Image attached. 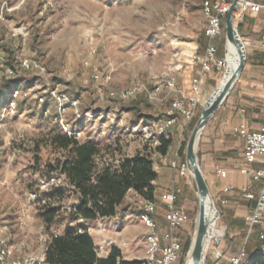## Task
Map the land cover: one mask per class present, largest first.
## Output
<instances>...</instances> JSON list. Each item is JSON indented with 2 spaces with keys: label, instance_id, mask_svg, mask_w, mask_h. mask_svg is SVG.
Listing matches in <instances>:
<instances>
[{
  "label": "rangeland",
  "instance_id": "1",
  "mask_svg": "<svg viewBox=\"0 0 264 264\" xmlns=\"http://www.w3.org/2000/svg\"><path fill=\"white\" fill-rule=\"evenodd\" d=\"M205 1L0 0V228L13 226L4 236L16 248L12 233L17 234L21 240L18 255L27 252L41 255L44 244L49 242L43 204L64 210L78 202L73 190L62 197L44 194L42 181L62 174L50 173L42 167L43 161L38 163L33 147L47 133H66L65 125L76 132L77 138L95 139L108 147L102 153L105 162L138 151L152 152L155 169L156 165L162 166L166 174H171V182L179 180L176 185L197 206L195 219L189 226L193 242L199 213L197 187L189 171L181 175L179 169L171 166L177 153L180 161V148L190 137L184 133V119L178 115L177 121L168 127L167 135L173 145L167 155L154 151L158 143L145 132L146 126L153 133L157 123L168 122L171 104L178 97L176 91L164 89L160 100H150L144 93H140L144 97L122 100L112 97L111 92H120L138 81L148 83L152 89L154 82L167 73L177 76L186 59L176 57L173 46L190 38L195 31H205ZM240 20L238 13L236 26ZM217 43L220 48V40ZM25 61L32 66L30 69L23 66ZM177 63L180 67L176 71ZM8 68H14L16 75L6 76ZM224 70L226 65L214 71L217 84L205 85L196 113L221 82ZM7 78L13 81L3 88ZM16 89L21 93L13 114L9 111V100ZM42 156L45 160L55 158L47 149H43ZM31 193H37L38 197L32 198ZM214 198L220 212L218 226L224 228V234L219 244H212L205 252V258L212 263L221 252L218 264H228L243 246L245 229L241 235H232L224 218L226 207ZM80 219L74 222L66 219L52 231L62 234L68 227L88 223ZM138 219L136 202L129 199L125 208L112 218L113 229L130 257L142 256L148 245L147 232L140 237L133 234ZM20 220L29 226L18 227ZM256 242L254 237L252 245Z\"/></svg>",
  "mask_w": 264,
  "mask_h": 264
},
{
  "label": "trees",
  "instance_id": "2",
  "mask_svg": "<svg viewBox=\"0 0 264 264\" xmlns=\"http://www.w3.org/2000/svg\"><path fill=\"white\" fill-rule=\"evenodd\" d=\"M247 12H245L244 16ZM226 14L221 16L222 35L220 36L219 54L224 57ZM239 28V26H238ZM225 71V70H224ZM224 73V72H223ZM223 75V74H222ZM222 77V76H221ZM13 79H6L2 83L3 88L11 85ZM216 85V78L212 80ZM143 96L138 94L137 97ZM144 97V96H143ZM138 106H135L137 109ZM201 110H199L190 123L185 127L184 133L188 137L193 131ZM173 145V140L168 135L160 138L155 147V152L167 155ZM34 149L38 163L43 161V166L50 173L59 171L65 175L66 184L62 187L44 193L48 196H60L68 190H73L77 195L78 202L71 208H53L48 203L43 204V219L46 223L47 232H50L49 242L46 248L47 264H143V260H126L122 251L114 246L108 256L100 257L93 237L89 233L86 223H78L75 227H68L64 233L55 234L52 231L60 222L66 219L74 222L79 218L93 221L106 217L115 216L121 209L125 208L127 196L131 191L141 194L147 199L157 198L156 181L159 173L154 167L152 152L138 151L132 156H125L122 159H114L112 162L103 161V152L108 148L101 145L95 139H79L75 135L63 132H51L34 142ZM187 140L180 148V165H187L186 161ZM43 149H47L55 158L50 157L45 160L42 156ZM201 157V155H200ZM100 159L101 162H98ZM161 196V194H160ZM181 196V194H180ZM160 198V197H159ZM184 206H177L187 212L191 221L186 226L177 229L176 233L181 240V257L178 264H185L188 255L192 236L189 226L195 219L197 206L194 201L183 195ZM245 199V198H244ZM244 204L251 212L256 200H244ZM166 212V209H163ZM155 216V215H154ZM245 239L247 237V221L245 217ZM161 227V226H160ZM79 229L83 231L80 232ZM257 237L256 244L252 245V240ZM263 241L258 232H255L249 239L246 251L247 261L264 264V252L261 251Z\"/></svg>",
  "mask_w": 264,
  "mask_h": 264
},
{
  "label": "built area",
  "instance_id": "3",
  "mask_svg": "<svg viewBox=\"0 0 264 264\" xmlns=\"http://www.w3.org/2000/svg\"><path fill=\"white\" fill-rule=\"evenodd\" d=\"M232 1L233 0H217L215 3L211 0L205 1L204 11L207 17L205 35L207 38V45L203 53H195L193 56L194 66L198 70L192 80L193 96L190 98H175L171 104L168 122L164 124H161V122L157 123L155 132L149 133L150 127H145L147 136L150 134L152 138L155 139L156 143H159L161 137L167 135L168 127L177 121L178 115L183 117L184 127L190 123L196 115L198 106L201 104V98L208 80V75L215 70H221L226 65V59L220 58L219 56L217 41L222 35L221 16L227 14ZM248 10L254 13H264V1L243 0L239 4L236 15L239 13L240 17L243 18L245 12ZM260 46L264 53V34L261 37ZM23 66L25 69H30L32 67L28 61H25ZM1 75L2 70L0 62V77ZM15 75L16 70L14 68H8L6 76L12 77ZM154 85V88L151 89L148 83L138 81L120 92L112 91L111 95L112 97H119L122 100H127L136 97L140 93H144L150 100H160L164 89L170 91L177 90V76L173 73H167L161 79L156 80ZM20 93V90L16 89L11 94L9 111L13 114L17 111ZM64 129L68 134H76V132H72L69 126L65 125ZM235 131L241 135L245 143V164L241 167L240 172L249 176L252 184L238 188L233 185L224 186L222 188V197L219 201L222 205L226 206L230 203V196L235 193L238 197L247 200H256V205L246 216L247 237L243 246L238 253L229 259L228 264H260L247 261L248 254L246 247L249 239L255 232H258L260 239L263 241L261 251L264 252V126L258 130L252 131L245 125H240L235 128ZM178 155L177 153L176 158L171 161V166L174 169H179L181 175H185L188 168L185 164L180 165ZM254 162H260L263 166L254 168L251 165ZM217 175L221 178H226L228 176V170L219 168L217 170ZM66 181V177L63 174L62 176L51 175L42 181L41 190L47 193L54 188L64 186ZM181 192V188L174 184L172 187L162 192L159 202L147 199L135 192L138 215L140 220L145 224L148 233V245L143 264L179 263L182 243L176 231L186 226L191 221L189 214L179 209L177 206ZM31 197L35 199L38 197V194L31 193ZM161 209H166L165 219L167 221V227L164 229L160 227L154 216ZM83 220V218L80 219V221ZM79 231L82 232L83 230L79 229ZM18 250L20 249L12 246L7 237L0 235V264H47L46 252L41 255H37L34 252L18 255ZM221 257L222 254L219 252L216 254L212 263L206 262V264H218Z\"/></svg>",
  "mask_w": 264,
  "mask_h": 264
},
{
  "label": "crops",
  "instance_id": "4",
  "mask_svg": "<svg viewBox=\"0 0 264 264\" xmlns=\"http://www.w3.org/2000/svg\"><path fill=\"white\" fill-rule=\"evenodd\" d=\"M238 26L247 46L248 58L246 66L230 96L206 127L199 148L202 170L213 195L217 197L218 201L222 197V188L224 186L233 185L238 188L252 184L250 177L240 172L241 167L245 164V143L241 135L235 131V128L245 125L249 130L253 131L264 126V53L260 46V40L264 34V13H254L248 10L246 15L239 21ZM206 45L205 31H195L190 34V38L173 46L175 56L186 59L177 75L178 88L176 96L185 98L193 96L192 80L198 72L194 66L193 56L195 53H203ZM178 67L180 66L177 63L176 71L179 69ZM213 74L214 72L208 75L207 86L212 84ZM251 165L254 168L263 166L260 162H254ZM219 168L228 170L226 178H221L217 175ZM156 169L159 173V178L156 181L157 198L160 199V194L174 184L179 183V180L178 182H176L177 179L171 182V174L169 172L166 174L162 166L156 165ZM184 191L182 188L179 200L181 207L184 206L182 199ZM127 199L136 202L135 192L130 191ZM244 200V198L238 197L234 193L230 196V203L226 206L223 205L226 207L225 221L234 236L241 235L245 229V217L249 213V209L244 204ZM165 214L166 212L163 209L155 214V218L162 229L167 227ZM112 218L106 217L93 220L91 221L92 223H89L90 221L86 223L89 233L101 252L100 257L108 256L112 247L117 246L122 250L126 260L143 259L146 255L145 249L142 250V256H129L128 250L123 244L124 242L113 229ZM19 225H23L22 227L24 225L29 226L25 220H20L17 226L19 227ZM12 227L10 224L4 225V227L0 228V235L7 234ZM146 232L147 228L139 218L133 229V234L140 237ZM12 235L16 237L13 241L17 248L21 249V244H19L21 240L17 239V234L14 232ZM24 242H27V240ZM46 248L47 244H44L42 254L46 252Z\"/></svg>",
  "mask_w": 264,
  "mask_h": 264
},
{
  "label": "water",
  "instance_id": "5",
  "mask_svg": "<svg viewBox=\"0 0 264 264\" xmlns=\"http://www.w3.org/2000/svg\"><path fill=\"white\" fill-rule=\"evenodd\" d=\"M239 1L240 0L232 1L231 6L226 14L225 20V58L226 60H230L227 53V49L228 45H233L239 54V65L235 70L234 74L221 88L219 93H217L212 99L207 100L203 103L199 119L193 131L191 132L186 148V161L188 171L193 180L195 181L199 198V213L197 216L199 217V223L197 226L195 238H193L192 246L188 255V258L191 257L192 264H206L205 244L209 232V222L207 221L205 215V204L207 201L211 200L214 206H216L214 195L208 185L205 174L200 164L199 148L201 138L212 118L217 114L219 109L223 106V104L226 102L231 92L235 88L240 76L242 75L245 69L248 58L246 43L243 40L240 30L235 24V16L238 9Z\"/></svg>",
  "mask_w": 264,
  "mask_h": 264
},
{
  "label": "bare ground",
  "instance_id": "6",
  "mask_svg": "<svg viewBox=\"0 0 264 264\" xmlns=\"http://www.w3.org/2000/svg\"><path fill=\"white\" fill-rule=\"evenodd\" d=\"M242 1L243 0H240L239 4ZM227 53H228L230 60H226V71L223 73L224 74L223 78L221 82L219 83V85H217L213 93L205 101L212 99L213 97H215L217 93H219L221 88L225 85V83L229 80V78L234 74L235 70L237 69L239 65V54L233 45H228ZM205 215H206L207 221L209 222V232H208V236H207L206 244H205L206 245L205 252H206L212 244L220 243L221 237L224 234V228L218 226L219 211L217 207L214 206L211 200L207 201L205 204ZM198 223H199V217H197V226H198ZM197 226H196V230H197ZM195 234H194V238H195ZM187 264H192L191 257L188 258Z\"/></svg>",
  "mask_w": 264,
  "mask_h": 264
}]
</instances>
